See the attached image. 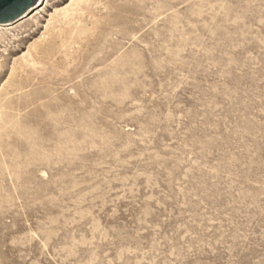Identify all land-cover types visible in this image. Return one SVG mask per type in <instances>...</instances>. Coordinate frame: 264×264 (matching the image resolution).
Listing matches in <instances>:
<instances>
[{"label":"rangeland","instance_id":"374dc122","mask_svg":"<svg viewBox=\"0 0 264 264\" xmlns=\"http://www.w3.org/2000/svg\"><path fill=\"white\" fill-rule=\"evenodd\" d=\"M32 18L0 51V264H264V0Z\"/></svg>","mask_w":264,"mask_h":264},{"label":"water","instance_id":"95a60500","mask_svg":"<svg viewBox=\"0 0 264 264\" xmlns=\"http://www.w3.org/2000/svg\"><path fill=\"white\" fill-rule=\"evenodd\" d=\"M48 0H0V51Z\"/></svg>","mask_w":264,"mask_h":264},{"label":"bare ground","instance_id":"6f19581e","mask_svg":"<svg viewBox=\"0 0 264 264\" xmlns=\"http://www.w3.org/2000/svg\"><path fill=\"white\" fill-rule=\"evenodd\" d=\"M63 13H64V14H66V13H67V11H64ZM68 13H69V12H68ZM68 13H67V14H68ZM67 14H66V15H67ZM65 17H66V16H65ZM32 19H34V18H32Z\"/></svg>","mask_w":264,"mask_h":264}]
</instances>
